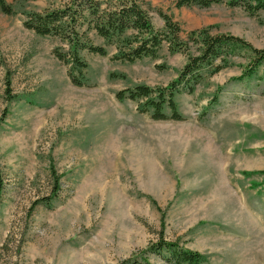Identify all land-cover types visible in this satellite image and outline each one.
<instances>
[{"label":"rangeland","instance_id":"rangeland-1","mask_svg":"<svg viewBox=\"0 0 264 264\" xmlns=\"http://www.w3.org/2000/svg\"><path fill=\"white\" fill-rule=\"evenodd\" d=\"M6 1L16 14L0 11V264H147L143 255L172 264L165 251L150 253L161 238L202 254V264H264V68L241 78L253 53L236 49L218 73L204 68L192 94L177 93L182 121L155 120L139 111L143 100L116 98L176 80L200 53L193 31L264 49V11L144 0L157 31L160 13L179 25L181 51L165 42L157 58L128 63L93 37L108 54L81 53L86 86L78 87L69 74H80L54 55L66 45L23 25V13L65 0ZM56 176L58 196L34 207Z\"/></svg>","mask_w":264,"mask_h":264},{"label":"trees","instance_id":"trees-1","mask_svg":"<svg viewBox=\"0 0 264 264\" xmlns=\"http://www.w3.org/2000/svg\"><path fill=\"white\" fill-rule=\"evenodd\" d=\"M63 6L47 10L42 13L29 12L25 15L24 27L41 37H55L66 45L67 51L56 49L54 55L66 65L71 66V82L78 87L86 86L82 81V72L87 68V63L82 58V52L87 51L99 56H106L107 49L104 45L94 43L93 37H98L106 45H115L117 52L114 60L128 63L155 59L158 52L167 42L171 53L180 52V27L169 15L160 13L165 22L164 31L160 32L154 27L148 11L144 7V0H65ZM226 4L229 7H239L250 16L258 17L264 11V0H177L176 7L209 8L213 5ZM0 11L8 16L16 14L13 5L6 0H0ZM189 41L199 44L198 55H188V61L181 70L178 78L166 87L151 88L145 85L121 90L116 94L118 100H143L138 107L142 113L152 110L151 116L155 120L182 121L183 117L178 110L175 96L177 93L186 92L192 94L196 85L202 80L204 68H211L210 75H214L227 65V57L234 54L238 48H246L253 53L252 60L246 73L241 78L251 77L257 73L260 67L264 68V49L251 46L244 39L223 34L213 36L208 29L193 31L188 35ZM221 59L222 64L214 66V62ZM6 94L9 101L16 96L12 95L11 83L8 77ZM168 108L170 114L165 113ZM6 116V112L3 113ZM4 119V118H2ZM59 177H55V183L51 194L37 200L34 207L43 204L49 205L58 196L60 185ZM4 188V181L0 174V198ZM169 256L168 262L172 264H202L205 257L195 251L170 243L161 238L150 249L151 254ZM148 255H143V261L149 264ZM127 264L130 260L126 261Z\"/></svg>","mask_w":264,"mask_h":264}]
</instances>
